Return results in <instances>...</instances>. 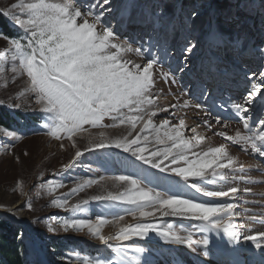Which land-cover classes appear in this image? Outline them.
Returning a JSON list of instances; mask_svg holds the SVG:
<instances>
[{"label": "rangeland", "instance_id": "374dc122", "mask_svg": "<svg viewBox=\"0 0 264 264\" xmlns=\"http://www.w3.org/2000/svg\"><path fill=\"white\" fill-rule=\"evenodd\" d=\"M18 2L0 0V14ZM77 2L88 4L93 0ZM19 18L27 17L20 15ZM103 23L114 29L115 42H127L133 48L132 52L122 54L130 66L144 65L150 59L157 61L151 89L155 102L150 110L167 108L168 111H158L153 123L159 125L168 119L172 124H178L183 119L186 138L204 137L194 151L225 144L237 162L236 167L244 165L243 172L233 173L225 169L229 179L217 180L210 186L224 187L225 190L227 187L238 188V192L230 197L213 199L235 205L231 223L236 226L234 230L239 239L230 240L222 229L206 233L195 231L201 221L159 215L140 222L164 229L172 225V230L180 235H187L190 231L193 241L207 238L208 245L174 244L163 240L156 232H149L143 238L132 237L102 245L86 229L63 231L60 222L72 218L95 221L97 217H104L110 221L114 216L123 215L121 225L137 222L126 215L131 205L90 199L108 192L124 191V184L108 179L113 176L132 175L142 181V186L156 191H180L182 195L194 196L199 201L209 198L183 188L185 182L180 177L161 173L115 147L84 152L71 169L62 172V165L69 163L77 148L83 151L90 139L98 138L99 132H105L109 138H118L127 134V126L92 128L85 125L87 131H81L74 138L76 147L66 138L56 140L47 135L48 129L44 125L49 121L34 98L16 99L27 86L26 75L19 76L8 70L0 74V100L4 101L0 109L15 121L8 123L7 127L0 126V129L15 131L19 139L0 133V211L23 221L24 225L16 224L20 230L19 242L24 247L23 261L25 264H83L87 257L119 264L123 257V264H234V261L263 264L257 256L264 255V238L257 242V246L243 237L264 232V158L253 154L250 149L244 151L242 145H234L217 133L224 132L227 136H234L237 131L246 133L240 116L231 105L244 103V97L254 87L261 88L262 94L246 105L249 111L242 115L249 118L253 130L258 127L259 120L264 119V0H111V4L105 7ZM200 23L204 24L199 27ZM15 28L22 37L23 30ZM219 28L235 35L229 37L225 34L223 37ZM8 47V41L0 37V52H7ZM189 47L191 51H186ZM136 49L140 51L137 53ZM7 67L10 69V65ZM164 73L168 74L167 78ZM14 103H20L21 107H9ZM173 104L175 108L170 107ZM24 113L39 119L37 125L25 124L19 117ZM103 123L114 122L105 118ZM158 147L161 146L154 142L149 144V150ZM233 176L245 179H232ZM101 177L105 179L100 180ZM89 179L100 180V183L68 195L78 183ZM208 179L212 177L209 175ZM46 181H55L61 186L49 192L40 187ZM192 182L193 179L189 178L188 183ZM246 188L251 191L245 192ZM66 195L70 204L83 200L89 202L76 213L51 205L52 199H63ZM250 216L256 219H248ZM49 226L56 231H49ZM117 230V226L111 223L102 228L104 235L114 234ZM136 248L143 251L136 252Z\"/></svg>", "mask_w": 264, "mask_h": 264}, {"label": "snow or ice", "instance_id": "6c2138e0", "mask_svg": "<svg viewBox=\"0 0 264 264\" xmlns=\"http://www.w3.org/2000/svg\"><path fill=\"white\" fill-rule=\"evenodd\" d=\"M110 4L111 0H93L88 4H80L77 0H19L13 3L2 15L14 22V27L22 29L23 36L5 37L9 47L7 52H0V74L10 70L19 76L26 75L27 86L18 93L16 99L33 97L49 121L44 125L48 129L47 135L56 140L66 138L73 147H76L74 138L81 131H87L85 125L92 128L127 126V134L118 138H109L105 132H99L98 138L90 139L83 151L77 148L69 163L62 165V172L71 169L84 152L115 147L161 173L180 177L185 182L183 188L192 189L196 194L209 199L199 201L194 196L182 195L180 191H156L155 188L142 186V181L132 175H118L108 179L124 184V191L108 192L90 199L131 205L126 215L132 216L136 223L121 225L124 216L117 215L110 221L104 217H97L95 221L64 219L60 222V228L65 232L86 229L102 245H108L109 241H127L132 237L143 238L149 232H156L163 240L174 244L208 245L207 238L193 241L190 231L187 235H180L172 230V225L164 229L159 225L140 222L157 215L173 216L201 221L202 224L195 228L200 233L222 229L230 240L237 241L239 235L234 230L236 226L231 223L235 205L216 202L213 198L230 197L238 192V188L227 187L225 190L224 187L210 186L217 180L229 179L225 169L233 173L243 172L244 165L236 167L237 162L225 144L194 151L200 147L204 137L194 135L191 139L186 138L183 119L178 124H172L168 119L162 120L159 125L153 123L158 111H168L167 108L150 110L155 102L151 89L154 84L153 68L157 61L150 59L144 65L130 66V62L123 59L122 54L132 52L133 48L127 42H115L114 29L103 23L105 7ZM97 9L100 11L97 12ZM20 15L27 18L21 19ZM135 51L138 53L140 50ZM186 51H191V47ZM163 75L167 78L168 74ZM260 94L262 89L254 87L244 97V103L231 105L240 116L246 133L237 131L234 136H227L220 132L217 135L234 145H242L244 151L250 149L253 154L264 158V119H260L258 127L253 130L249 118L242 115L249 111L246 105ZM3 103L0 100V104ZM9 107L20 108L21 104H9ZM170 107L175 108L176 105ZM105 118H110L114 123L105 125ZM192 132L195 133L196 129L193 128ZM0 133L19 139L15 131L0 129ZM153 142L161 147L149 150V144ZM209 175L212 179H208ZM189 178L194 182L189 184ZM232 179L243 180L245 177L233 176ZM100 180L89 179L78 183L68 195L99 184ZM60 186L55 181H46L40 187L54 192ZM244 191L251 190L246 188ZM88 202L83 200L70 204L66 195L63 199H52L51 205L76 213L82 211L83 205ZM28 207L31 208V204ZM248 219L255 220L256 217L250 216ZM109 223L117 226L118 230L114 234L104 235L102 228ZM49 231L56 229L49 226ZM243 238L257 243L264 238V232ZM135 251L142 252L143 249L136 248ZM83 264L114 262L86 257ZM119 264H123V257Z\"/></svg>", "mask_w": 264, "mask_h": 264}, {"label": "trees", "instance_id": "16d2710c", "mask_svg": "<svg viewBox=\"0 0 264 264\" xmlns=\"http://www.w3.org/2000/svg\"><path fill=\"white\" fill-rule=\"evenodd\" d=\"M169 10V8H168ZM204 23H200L199 27ZM195 26V25H194ZM222 36L227 34L229 37L234 36V32L227 31L226 29L219 28ZM201 34V33H200ZM223 36V37H224ZM0 37L5 39L9 38H19L17 29L9 24V22L0 14ZM19 117L25 124L36 126L39 119L27 116L24 114H19ZM15 120L12 116H9L7 112L0 109V126H8V123L14 122ZM20 230L19 228L12 224L5 217L0 216V264H25L22 259L23 245L19 242Z\"/></svg>", "mask_w": 264, "mask_h": 264}, {"label": "water", "instance_id": "95a60500", "mask_svg": "<svg viewBox=\"0 0 264 264\" xmlns=\"http://www.w3.org/2000/svg\"><path fill=\"white\" fill-rule=\"evenodd\" d=\"M0 214H2V216H4L7 220H9L12 224H14V225H16V224H23V221H21V220H16V219H14L13 217H10L7 213H4V212H1L0 211ZM24 225V224H23ZM28 232H30L29 230H28Z\"/></svg>", "mask_w": 264, "mask_h": 264}, {"label": "bare ground", "instance_id": "6f19581e", "mask_svg": "<svg viewBox=\"0 0 264 264\" xmlns=\"http://www.w3.org/2000/svg\"><path fill=\"white\" fill-rule=\"evenodd\" d=\"M231 67H232L234 70H237V68L235 67V65H232ZM187 76L190 77V74H187ZM41 261H43V260L41 259ZM45 262H46V261H44L43 263H45Z\"/></svg>", "mask_w": 264, "mask_h": 264}]
</instances>
